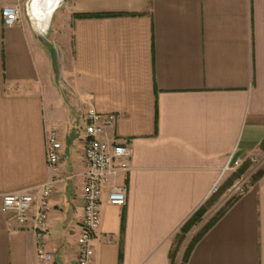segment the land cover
Listing matches in <instances>:
<instances>
[{
	"label": "crops",
	"instance_id": "1",
	"mask_svg": "<svg viewBox=\"0 0 264 264\" xmlns=\"http://www.w3.org/2000/svg\"><path fill=\"white\" fill-rule=\"evenodd\" d=\"M13 3L0 0V264H78L89 106L116 113L101 138L132 149L104 189L95 264H172L177 233L215 187L222 200L264 167V0H63L47 29L33 0L5 25ZM233 154L245 173L231 183ZM48 181L44 261L32 222L11 219L3 196L39 197ZM113 185L127 186L125 205L108 201ZM221 212L187 264H264V169Z\"/></svg>",
	"mask_w": 264,
	"mask_h": 264
},
{
	"label": "built area",
	"instance_id": "2",
	"mask_svg": "<svg viewBox=\"0 0 264 264\" xmlns=\"http://www.w3.org/2000/svg\"><path fill=\"white\" fill-rule=\"evenodd\" d=\"M12 5L3 8L5 25L13 26L21 21L23 6L28 0H12ZM118 115L114 112L104 113L94 106L86 111L84 130L85 158L87 162L86 183L84 187V216L81 222V233L78 238V264H95V239L102 224L104 189L112 177L120 172H128L131 168L132 149L122 143L110 144L101 138L106 129L115 125ZM63 143L59 132L52 128L47 132L46 151L49 166L59 169ZM254 164L258 159L249 158ZM245 160L234 156L224 168L223 173L237 170ZM249 174V173H248ZM242 176L230 188L229 193L244 194L249 186V175ZM53 181L42 186L40 196L31 192H13L3 196V210L21 225L32 226L38 236V255L44 260H52L53 256L46 250L45 236L49 226V207ZM219 190L218 185L214 192ZM128 198L127 186L113 185L108 192V201L112 204L125 205Z\"/></svg>",
	"mask_w": 264,
	"mask_h": 264
},
{
	"label": "rangeland",
	"instance_id": "3",
	"mask_svg": "<svg viewBox=\"0 0 264 264\" xmlns=\"http://www.w3.org/2000/svg\"><path fill=\"white\" fill-rule=\"evenodd\" d=\"M66 1V0H65ZM264 167L258 168L256 170L251 171L249 175V184H251L258 173L263 170ZM232 177H231V183L235 179L241 176V174L245 173V169H242L241 167L237 170L232 171ZM231 186V184H230ZM229 187V184H228ZM229 190V189H228ZM222 193L221 186H219V190L217 191V194L215 197L207 204L203 205V213L200 216V219L198 218L194 225L190 228V230L187 233L182 232L180 229L175 237V247H174V253H175V264H182L185 253L187 248L189 247L190 243L194 240V238L202 231L204 227H206L222 210H225L231 203L239 196L238 193H229L227 197L224 199L219 200V194Z\"/></svg>",
	"mask_w": 264,
	"mask_h": 264
},
{
	"label": "trees",
	"instance_id": "4",
	"mask_svg": "<svg viewBox=\"0 0 264 264\" xmlns=\"http://www.w3.org/2000/svg\"><path fill=\"white\" fill-rule=\"evenodd\" d=\"M232 204V203H231ZM203 211V206L199 208L181 227L182 232L187 233L192 225L195 224L196 220L202 215ZM223 214L221 212L219 215H217L206 227L202 229V231L194 238V240L190 243L189 247L186 250L184 259L182 264H187V261L190 257V254L192 250L194 249L195 245L198 243V241L202 238V236L214 225V223L220 218V216ZM175 247V246H174ZM172 264H175V253H174V248L172 252Z\"/></svg>",
	"mask_w": 264,
	"mask_h": 264
},
{
	"label": "bare ground",
	"instance_id": "5",
	"mask_svg": "<svg viewBox=\"0 0 264 264\" xmlns=\"http://www.w3.org/2000/svg\"><path fill=\"white\" fill-rule=\"evenodd\" d=\"M62 1L63 0H33L32 12L39 19L41 26H44L46 29L48 28L54 11Z\"/></svg>",
	"mask_w": 264,
	"mask_h": 264
}]
</instances>
